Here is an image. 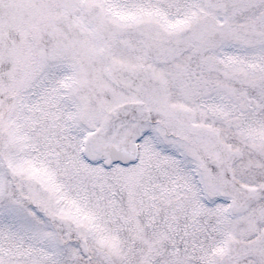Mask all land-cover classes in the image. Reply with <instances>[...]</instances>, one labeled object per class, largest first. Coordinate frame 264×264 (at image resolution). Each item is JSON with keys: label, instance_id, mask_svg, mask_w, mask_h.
I'll return each mask as SVG.
<instances>
[{"label": "snow or ice", "instance_id": "snow-or-ice-1", "mask_svg": "<svg viewBox=\"0 0 264 264\" xmlns=\"http://www.w3.org/2000/svg\"><path fill=\"white\" fill-rule=\"evenodd\" d=\"M0 264H264V0H0Z\"/></svg>", "mask_w": 264, "mask_h": 264}]
</instances>
